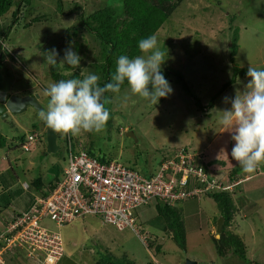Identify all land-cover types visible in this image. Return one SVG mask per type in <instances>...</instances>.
Masks as SVG:
<instances>
[{
  "label": "rangeland",
  "instance_id": "374dc122",
  "mask_svg": "<svg viewBox=\"0 0 264 264\" xmlns=\"http://www.w3.org/2000/svg\"><path fill=\"white\" fill-rule=\"evenodd\" d=\"M57 1L31 0L9 30L15 6L0 15V90L16 95L37 92L44 110L50 99L45 89L54 82L53 66L45 62L42 53L53 48L59 52L58 72L69 75L78 70L84 77L96 74L94 62L100 61V48L95 37L82 26L73 34V26L78 25L81 12L89 16L107 4L120 6V0H60L64 10L60 14ZM75 3L79 5L76 11L66 13ZM36 17L41 20L35 22ZM235 32L237 47L231 55ZM155 34L161 51L167 54L163 74L167 68L181 71L201 106L216 97L214 106L200 109L175 76L166 77L173 92L156 105L131 94L126 85L106 100L110 118L102 132L82 130L77 136L57 132L56 152L46 149L47 125L38 118L40 110L28 106L12 115L13 120L0 118V135L5 137L0 147V230L16 211L26 210L38 193L41 186L37 190L34 179L41 178L44 190L60 179L67 162V135L74 147L80 145L98 159H115L142 174L154 172L164 158L185 147L207 160H218L214 163L218 170L212 174L232 184L226 190L232 193L235 210L225 229L242 239L244 255L226 246L224 254H219L214 239L221 236V231H216L219 208L204 194L171 205L183 223V241L157 213V202L138 210L139 219L153 236L148 246L130 229L118 230L94 216L61 226L43 218L42 226L63 239L64 254L56 264H104L110 260L109 255L106 257L109 253L111 258H127L131 264H264V163L253 173H245L231 157L235 145L232 133L219 123L221 110L231 108L224 97L234 98L250 79L237 77L223 91L234 67L251 64L264 69V0H181ZM69 47L82 57L77 69L59 63ZM33 128L35 146L26 151L21 144ZM231 174L236 177L232 182ZM24 182L29 185L27 189ZM15 252L4 255L7 264H36L19 249ZM100 259L104 262L97 263Z\"/></svg>",
  "mask_w": 264,
  "mask_h": 264
},
{
  "label": "built area",
  "instance_id": "2783aa9c",
  "mask_svg": "<svg viewBox=\"0 0 264 264\" xmlns=\"http://www.w3.org/2000/svg\"><path fill=\"white\" fill-rule=\"evenodd\" d=\"M66 139L67 162L60 179L35 194L28 208L8 218L0 230V264H7L4 255L18 249L27 258H38L39 264H56L60 260L63 239L42 226L43 218L61 226L94 216L118 230L132 229L147 244L148 237L139 232L136 221L141 207L157 200L174 202L226 190L232 185L220 181L210 167L204 171L195 154L178 152L162 161L154 172L143 175L115 159L101 161L80 145L74 147L69 136ZM34 141L35 136H29L24 150L31 148ZM24 187H28L27 183Z\"/></svg>",
  "mask_w": 264,
  "mask_h": 264
},
{
  "label": "clouds",
  "instance_id": "9594fccd",
  "mask_svg": "<svg viewBox=\"0 0 264 264\" xmlns=\"http://www.w3.org/2000/svg\"><path fill=\"white\" fill-rule=\"evenodd\" d=\"M138 49L140 55L132 58L127 55L118 57L111 82L103 87L99 85L100 77L96 74H89L83 79H61L50 84L44 93L50 98L47 109L40 110L38 118L58 133H70L73 136L79 135L82 130L100 133L110 118V112L103 101L104 94L120 93L125 82L131 94L153 105L159 103L160 98H167L173 88L162 71L167 54L161 51L157 35L140 39ZM42 55L48 65L58 64L59 52L55 48ZM81 60L82 57L69 47L64 50L59 63L77 69ZM246 76L250 79L243 91H237L234 98L224 97V102L230 103L231 108L221 110L223 114L219 123L224 131L232 133L235 141L231 157L241 165L245 173L250 174L264 163V69L250 64ZM213 164L209 167L213 171L218 170V165ZM143 245L148 246V241Z\"/></svg>",
  "mask_w": 264,
  "mask_h": 264
},
{
  "label": "trees",
  "instance_id": "16d2710c",
  "mask_svg": "<svg viewBox=\"0 0 264 264\" xmlns=\"http://www.w3.org/2000/svg\"><path fill=\"white\" fill-rule=\"evenodd\" d=\"M30 1L31 0H0V15L5 14L9 10V8H11V6L13 5L15 6L14 10H12V19H13L12 24L10 25L8 30L11 29L12 25H14L13 24L15 23L14 20H17L19 18L18 13L21 11V8H24L25 5H28ZM119 2H120V6L118 8L107 4L101 8L96 9L89 16L84 15L82 12L79 13V18H78L79 23L78 25L73 26L74 28L73 34L75 33L76 30H78L79 26H82L83 28L87 29L90 33H92L95 37V41L97 42L100 48L99 50L100 56H98V59L100 61L94 62V68H95L94 70L96 75L100 77L98 83L101 87L111 82V74L115 71L118 57L120 55H127L130 58H132L139 55L140 51L138 49V41L142 38L148 37L149 35L155 34L157 30L162 26V24L166 21V19L175 10V8L179 5L181 0H120ZM74 6H73L74 9L69 8L68 9L69 12L66 11V13H70V12L73 13L74 11H76L75 9L79 5H76L75 3ZM57 9L60 14L64 13V10L60 5V0L57 1ZM40 20L41 19H39L38 17L34 18L35 22H38ZM236 42H237V34L235 32V35L232 38L233 49L231 51V55H234L236 52V47H237ZM1 55L2 54L0 53V61L2 59ZM231 59L233 60V58ZM247 69L248 67L239 68L238 66H235L231 78L226 83H224V86L222 88L223 91L226 90L230 84L234 83L237 77L245 78ZM164 74H165V78L167 76H175L176 81H178L181 84L183 89L187 90V92L196 99V104L197 106L200 107V109H202L203 107L211 108L214 106L215 103L214 99L216 97L210 99L207 106H203V105L201 106L200 100L195 94H193L190 91L185 76L182 74L181 71L174 68H167ZM51 76H52L51 82H58L61 79L67 80L70 78H78V79L84 78V76L79 74L78 70H75L71 74L66 75L62 72H58L56 70V66H53L51 68ZM126 85H128L127 82H125V84L122 85L121 89ZM113 94L115 93L106 92L104 94L103 101L105 104H106V100L112 97ZM218 95L219 94H216L215 96ZM34 129L35 128H33L23 139V142L21 144L23 148L25 143L28 141V137L33 134L32 132ZM67 136H69L70 139L72 140L70 135ZM36 138H37V134H36ZM4 144H5V137L0 135V147H3ZM65 144L67 150V139ZM31 148L27 149L26 151L30 150ZM178 152H182L184 154L190 153V154L198 155L197 157L201 159L200 163L204 171H206L207 167H209L213 163L219 162L218 160L208 161L205 155L196 154L194 152L189 151L185 147L175 152L172 156L177 155ZM88 153L94 156L92 153L90 152ZM166 159L167 158H164L162 161ZM100 160L107 161L111 159L102 157ZM143 175H148V174H143ZM230 177H231L229 178L230 182H232V180L236 178L232 174ZM223 182L225 181L223 180ZM33 183L37 189L40 188L39 186H43V181L41 180L40 177L34 179ZM52 185H53V181L51 182V185L49 187H51ZM205 194L206 195L208 194L207 196L213 198V200L215 201V203L219 208L218 215L224 217L221 236L218 239L214 238L219 254H224L223 246H226V249L231 247L232 252H234L235 254L244 255L245 244L243 243L242 239L237 234H234L231 231L225 229V227L229 225L230 220H232L233 212L235 210V206L231 195L232 193L225 189L224 190L218 189L211 192H207ZM197 196L198 195L188 196L181 200H185V199H189L190 197H197ZM178 201L180 200L174 202L157 200L156 201L157 203L155 202L156 203L155 207L157 213L164 217L168 227L175 228V230H177L179 234L180 239L183 241L185 235L183 229V223L178 215V211H176L175 208L171 207L173 203ZM18 213L19 212H15V215ZM139 217H140L139 213H137V219H136L137 227L139 228V232L141 234L147 235L148 237L147 240L149 245V241H152L153 236L146 229V227L144 226L143 222L139 219ZM126 229H130V228H126ZM130 230L135 234V232L132 229ZM136 237L139 239L137 235ZM108 255L110 256L109 262H104L100 259L99 262L97 263H100L102 261L104 262V264H131L130 260H128L127 258H115L116 256L115 257L113 256L111 258L112 255L110 253L107 254L106 257H108Z\"/></svg>",
  "mask_w": 264,
  "mask_h": 264
},
{
  "label": "water",
  "instance_id": "95a60500",
  "mask_svg": "<svg viewBox=\"0 0 264 264\" xmlns=\"http://www.w3.org/2000/svg\"><path fill=\"white\" fill-rule=\"evenodd\" d=\"M39 94H23V95H16V94H9L7 91H0V118L10 119L9 115H16L24 110L28 106H32L38 110H42V106L39 104ZM46 136V149L48 152H56L58 149L57 145V132L46 126L45 131ZM224 217L219 216L217 224H216V231L220 232ZM188 264H195L192 261H188Z\"/></svg>",
  "mask_w": 264,
  "mask_h": 264
},
{
  "label": "crops",
  "instance_id": "0c3cea01",
  "mask_svg": "<svg viewBox=\"0 0 264 264\" xmlns=\"http://www.w3.org/2000/svg\"><path fill=\"white\" fill-rule=\"evenodd\" d=\"M32 93H37V92H32ZM38 94H39V93H38ZM39 98H40V95H39ZM39 98H38V99H39ZM210 158H211V160H212V157H210ZM24 183H25V182H24ZM27 185H28V184H27ZM28 187H29V185H28ZM28 187H27V188H28ZM32 187H33V185H32ZM42 187H43V186H41V188H42ZM27 188H26V189H27ZM41 188L39 189V191L41 190ZM33 189H34V187H33ZM42 189H43V188H42ZM35 190H36V189H35ZM37 190H38V189H37ZM37 190H36V191H37ZM39 191H38V192H39ZM29 205H30V202L28 203V206H29ZM28 206H27V208H28ZM16 212H20V211H16ZM31 261L36 262V264L39 263V259H38V258H31ZM16 263H18V262L16 261Z\"/></svg>",
  "mask_w": 264,
  "mask_h": 264
},
{
  "label": "flooded vegetation",
  "instance_id": "af4514ba",
  "mask_svg": "<svg viewBox=\"0 0 264 264\" xmlns=\"http://www.w3.org/2000/svg\"><path fill=\"white\" fill-rule=\"evenodd\" d=\"M9 94H11V93L9 92V93H8V95H9ZM31 94H33V93H31ZM37 94H38V93H37ZM9 118H11V120H13V118H12V115H11V114L9 115ZM4 119H5V118H4Z\"/></svg>",
  "mask_w": 264,
  "mask_h": 264
}]
</instances>
